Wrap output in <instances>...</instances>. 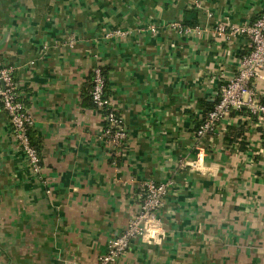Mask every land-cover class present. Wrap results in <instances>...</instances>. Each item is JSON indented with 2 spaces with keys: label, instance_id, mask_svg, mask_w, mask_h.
Listing matches in <instances>:
<instances>
[{
  "label": "crops",
  "instance_id": "1",
  "mask_svg": "<svg viewBox=\"0 0 264 264\" xmlns=\"http://www.w3.org/2000/svg\"><path fill=\"white\" fill-rule=\"evenodd\" d=\"M262 14L264 0H0V66L42 158L35 175L0 104V264H97L151 181L170 183L159 236L115 264H264V124L244 110L196 137L250 51L231 27ZM97 67L127 132L120 153L89 100ZM254 90L264 102V72ZM230 127L243 132L227 144Z\"/></svg>",
  "mask_w": 264,
  "mask_h": 264
},
{
  "label": "built area",
  "instance_id": "2",
  "mask_svg": "<svg viewBox=\"0 0 264 264\" xmlns=\"http://www.w3.org/2000/svg\"><path fill=\"white\" fill-rule=\"evenodd\" d=\"M185 33H192L190 28L176 25ZM231 34L243 33L248 36L250 51L240 61L237 75L231 79L218 93V99L212 110L202 119L196 129V137L201 143L206 137L214 134L225 120H229L233 113L247 111L251 118L264 124V102L255 93L254 82L261 78L264 72V14L248 27H231ZM215 32L219 37L227 34L225 25H218ZM106 78L104 70L97 67L93 71V87L91 91L95 109L100 113L102 121L108 126L103 128V136L109 147L122 152L126 146L127 132L119 112L114 107L111 98L106 97ZM0 104L8 115L14 137L19 148L24 152L29 170L37 175L42 171V158L39 149L34 145L31 131L34 124L27 104L18 93L14 68L0 66ZM170 183L144 184L141 208L137 216L131 220L124 231L113 239L107 253L100 257L97 264H115L123 256L133 240L155 241L159 236L156 224L158 211L163 205L164 197Z\"/></svg>",
  "mask_w": 264,
  "mask_h": 264
},
{
  "label": "trees",
  "instance_id": "3",
  "mask_svg": "<svg viewBox=\"0 0 264 264\" xmlns=\"http://www.w3.org/2000/svg\"><path fill=\"white\" fill-rule=\"evenodd\" d=\"M90 84H91V91H92V87H93V75L90 77ZM91 91H90V98H89V100H90L92 106L94 107V103H93L92 96H91ZM106 97H108V98L110 97V95H109V93H108V91H107V88H106ZM94 108H95V107H94ZM209 110H210V109H209ZM99 112L105 114V111H104V110H101V111H99ZM103 126H104V127L108 126V123H107L106 120L103 121ZM243 126H244V125H243ZM242 132H243V128H242V127H239V128L230 127V128H229V132H228V134L226 135V138H225L227 144H228V143H229V144H230V143L232 144V142H235L236 140H234V139L240 137V136L242 135ZM34 145H35V144H34ZM245 145H246V143H245V144L242 143V144H241V147H242V148H246ZM35 146L38 148L37 145H35Z\"/></svg>",
  "mask_w": 264,
  "mask_h": 264
}]
</instances>
